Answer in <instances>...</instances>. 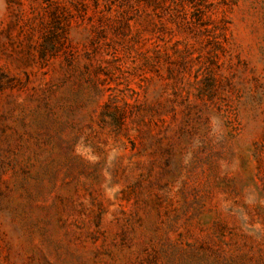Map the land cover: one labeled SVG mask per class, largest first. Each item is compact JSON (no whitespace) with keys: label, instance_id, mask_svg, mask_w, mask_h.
<instances>
[{"label":"rangeland","instance_id":"1","mask_svg":"<svg viewBox=\"0 0 264 264\" xmlns=\"http://www.w3.org/2000/svg\"><path fill=\"white\" fill-rule=\"evenodd\" d=\"M0 264H264V0H0Z\"/></svg>","mask_w":264,"mask_h":264}]
</instances>
